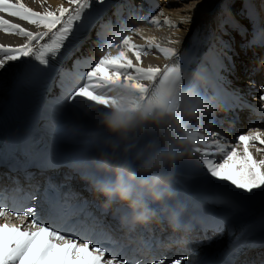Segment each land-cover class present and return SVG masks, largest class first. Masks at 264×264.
Returning <instances> with one entry per match:
<instances>
[{
    "label": "snow or ice",
    "instance_id": "6c2138e0",
    "mask_svg": "<svg viewBox=\"0 0 264 264\" xmlns=\"http://www.w3.org/2000/svg\"><path fill=\"white\" fill-rule=\"evenodd\" d=\"M67 2L74 7L60 6L55 11L40 12L26 6L23 0H0V14L44 29L33 32L20 23L6 19L5 15H0V31L25 38V43L16 47L0 44V69H4L9 62L21 61L17 67L22 69L44 73L52 71L55 66L50 67V61L60 56L69 38H78L103 11L98 8L95 13H89L87 21L80 24L85 20V13L92 8L93 0ZM104 2L96 0L97 4L102 5ZM159 15H163V12L150 15L145 23L161 27ZM163 23L176 27L169 19ZM140 32V28H133L127 34L113 33L111 38L98 33L103 54L90 65V70L83 73L82 83L66 96V103L78 112L88 114L96 106L107 105L111 101V90L116 86L131 88L141 97L153 101L164 100L178 88L190 87L191 84H183L181 58L177 50L161 46L155 38L146 39V50L144 45L134 43L133 34ZM46 37L47 41L41 44L40 41ZM168 42L178 43L174 40ZM152 48L172 63L163 68L143 67L142 57L148 55ZM129 53L135 57V63ZM145 81L149 83L146 85ZM260 99L264 101V96ZM201 144L203 148L199 146ZM257 144L264 145V133L259 130L240 134L230 149L220 132L208 133L207 139L201 138L193 150L198 176L215 189L227 191L237 200H264V159L257 160L250 150L255 147L257 152H264V148L257 147ZM240 145L243 146L242 152L239 151ZM26 199L35 200L36 197L28 196ZM228 203L232 207L238 206L233 201ZM62 215L51 204L47 207L42 204L39 211L37 205L31 203L13 210L0 197V218L15 216L20 220H31L24 230L15 225L0 223V264H129V260L112 247L116 241L107 234L90 235L65 230L50 223ZM187 259L188 255L170 261L166 257L154 258L151 264H166V261L167 264H183ZM132 264L141 262L133 261Z\"/></svg>",
    "mask_w": 264,
    "mask_h": 264
},
{
    "label": "bare ground",
    "instance_id": "6f19581e",
    "mask_svg": "<svg viewBox=\"0 0 264 264\" xmlns=\"http://www.w3.org/2000/svg\"><path fill=\"white\" fill-rule=\"evenodd\" d=\"M157 1L147 0L141 3L140 0H105L104 4L101 5L93 0L92 8L85 13V20L79 23H85L88 14L95 13L98 8L103 9V11L89 25L88 30L81 33L78 38L70 37L60 56L55 61H50V65L55 66L51 76L49 72L44 73L17 67L21 61L9 62L4 69H0V86L9 85L13 87L18 83V79H22L25 74H32L35 76L29 79L32 85L29 92L34 94L39 89V97L42 95L41 89H44L48 91L49 95L54 96L57 92L59 78L65 69L72 66L74 61H84L81 68L87 72L90 69L89 61L93 63L99 59L102 45L98 42V36L93 38L89 35V32L93 33L97 30V24L102 27L99 33L103 36L109 31L133 29L138 21V16L143 12L145 14L140 17L141 24L137 27L141 29V32L133 34V40L137 45H144L146 50V39L155 38L161 46L175 48L180 54V58H182V54L186 55L185 53L188 51L187 44L190 43L191 35L195 31V39L200 43V48H202L200 54H204V60L193 68L191 65L184 63L183 67H190L193 72L190 75L182 76V79L185 86L189 84L197 86L201 94L206 97H209L208 84L213 83L215 77L221 83L233 86L231 73H234L237 58L246 62V59L253 52L262 54L260 48H264V0H184L182 3H180L182 0H178L181 6L176 7L165 6L166 3L170 5L174 0H159L162 3L161 7ZM23 2L26 6L40 12L45 10L55 11L60 6L74 7L69 5L67 0H44V2L42 0H23ZM161 11L163 12V15H159L161 27L145 23L150 15H158ZM0 15H5L6 19L14 23H20L33 32L44 30L16 18L7 17L6 14ZM165 19L171 20L176 27H169L164 24ZM203 26L205 27L202 35L199 34V28ZM77 27H79V24ZM73 35L75 37V32ZM47 39L46 37L40 43L46 42ZM169 40L178 41V43L171 44L168 42ZM23 43H25V38L8 35L0 31V44L16 47ZM35 46L38 47L39 45ZM113 54L115 55L116 52L114 51ZM129 56L135 63V57L131 53H129ZM142 62V66L145 68L149 66L163 68L166 64L172 63V61L166 60L163 54L155 48L149 50V54L142 57ZM240 78L235 84L241 82ZM144 83L147 85L149 82L145 81ZM256 96L260 99L261 96H264V91L256 92ZM38 103L42 102L38 100ZM4 107L5 97L0 96V112ZM257 108L264 113V104L258 103ZM47 116L50 119L54 118L51 112H48ZM59 119L64 121L65 125L73 124L71 130L77 127L97 126L91 114L78 112L67 103L63 115ZM89 131L92 132L91 129ZM262 131L264 132V129ZM81 134L84 133L81 132ZM205 139H207L206 136ZM257 147L264 148V145L257 144ZM251 151L257 160L264 159V152ZM207 186L213 188L209 183H207ZM237 204L238 206L244 204L245 215L248 218H254L264 210V200L261 199L255 201L240 200ZM229 211L231 214L235 213V211ZM240 214L244 216V214Z\"/></svg>",
    "mask_w": 264,
    "mask_h": 264
},
{
    "label": "clouds",
    "instance_id": "9594fccd",
    "mask_svg": "<svg viewBox=\"0 0 264 264\" xmlns=\"http://www.w3.org/2000/svg\"><path fill=\"white\" fill-rule=\"evenodd\" d=\"M111 101L89 111L102 139L83 162L93 191L104 209H121L119 222L128 231L160 229L182 241L193 225L174 188L177 164L193 155L206 135L205 118L214 100L197 86L178 88L162 101L116 86Z\"/></svg>",
    "mask_w": 264,
    "mask_h": 264
},
{
    "label": "rangeland",
    "instance_id": "374dc122",
    "mask_svg": "<svg viewBox=\"0 0 264 264\" xmlns=\"http://www.w3.org/2000/svg\"><path fill=\"white\" fill-rule=\"evenodd\" d=\"M178 2H180V1H176V0H174L173 2H171L170 3V5H168L167 3L165 4V6L166 7H171V6H181V4L180 3H182V2H180V3H178ZM157 3L160 5V7L162 6V3L158 0L157 1ZM188 3V2H187ZM168 5V6H167ZM191 38H196V36H195V31H193V33H192V35H191ZM201 41V40H200ZM7 101V100H6ZM253 213H256L255 211H252Z\"/></svg>",
    "mask_w": 264,
    "mask_h": 264
},
{
    "label": "trees",
    "instance_id": "16d2710c",
    "mask_svg": "<svg viewBox=\"0 0 264 264\" xmlns=\"http://www.w3.org/2000/svg\"><path fill=\"white\" fill-rule=\"evenodd\" d=\"M2 176H1V174H0V178H1ZM4 179V178H3Z\"/></svg>",
    "mask_w": 264,
    "mask_h": 264
}]
</instances>
